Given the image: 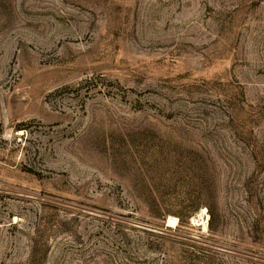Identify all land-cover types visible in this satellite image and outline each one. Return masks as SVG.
<instances>
[{
    "label": "rangeland",
    "instance_id": "obj_1",
    "mask_svg": "<svg viewBox=\"0 0 264 264\" xmlns=\"http://www.w3.org/2000/svg\"><path fill=\"white\" fill-rule=\"evenodd\" d=\"M0 264H264V0H0Z\"/></svg>",
    "mask_w": 264,
    "mask_h": 264
},
{
    "label": "bare ground",
    "instance_id": "obj_2",
    "mask_svg": "<svg viewBox=\"0 0 264 264\" xmlns=\"http://www.w3.org/2000/svg\"><path fill=\"white\" fill-rule=\"evenodd\" d=\"M205 213V210H203L202 211V213H201V215H203ZM202 218V217H201ZM168 225L169 226H172V227H174V226H176L177 224H178V220H177V218H175V217H169V220H168Z\"/></svg>",
    "mask_w": 264,
    "mask_h": 264
}]
</instances>
